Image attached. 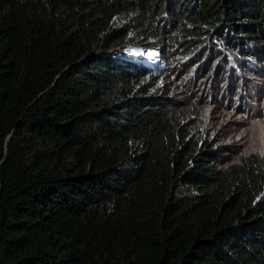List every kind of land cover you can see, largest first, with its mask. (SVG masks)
Returning <instances> with one entry per match:
<instances>
[{"label":"trees","instance_id":"16d2710c","mask_svg":"<svg viewBox=\"0 0 264 264\" xmlns=\"http://www.w3.org/2000/svg\"><path fill=\"white\" fill-rule=\"evenodd\" d=\"M246 103L264 0H0V264H264Z\"/></svg>","mask_w":264,"mask_h":264},{"label":"rangeland","instance_id":"374dc122","mask_svg":"<svg viewBox=\"0 0 264 264\" xmlns=\"http://www.w3.org/2000/svg\"><path fill=\"white\" fill-rule=\"evenodd\" d=\"M138 56L140 58L145 56L147 60L154 64L158 62V58L154 55H143L139 53ZM246 102L250 105V101L247 100ZM247 103L245 106L246 112H243L247 114L248 110L256 111V117L248 118L245 115L242 119L237 115H233L231 120L237 122V124L228 125L226 130L229 132L226 131V135H222L223 142H234L239 147L238 151L242 153L264 155V113H259L262 106L255 104V107H249ZM204 115L213 116V113L204 112Z\"/></svg>","mask_w":264,"mask_h":264}]
</instances>
